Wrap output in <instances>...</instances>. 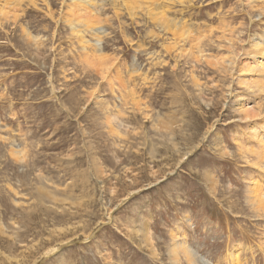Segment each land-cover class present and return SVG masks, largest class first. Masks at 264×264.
Listing matches in <instances>:
<instances>
[{"label": "rangeland", "instance_id": "374dc122", "mask_svg": "<svg viewBox=\"0 0 264 264\" xmlns=\"http://www.w3.org/2000/svg\"><path fill=\"white\" fill-rule=\"evenodd\" d=\"M35 1L0 0V264H264V0Z\"/></svg>", "mask_w": 264, "mask_h": 264}, {"label": "bare ground", "instance_id": "6f19581e", "mask_svg": "<svg viewBox=\"0 0 264 264\" xmlns=\"http://www.w3.org/2000/svg\"><path fill=\"white\" fill-rule=\"evenodd\" d=\"M8 1H11L12 2L14 0H8ZM115 1H117V0H115ZM151 1H154V0H121V2L123 3V5L126 7V9L128 11H130L131 14H133L136 9H141V7L143 5L142 3H146L147 2L146 9L149 12V14L151 15L150 17H152V19H156V21L159 24H161L164 28L170 27L171 26L170 22L165 18L167 16L165 14H163V13H160V12L158 13L155 10V7L152 4L149 3ZM166 1H168V0H166ZM185 1H188V0H181V3L183 4ZM16 2H18V4H21V3H24V2H28L33 7H36L37 6V2L35 0H16ZM5 10H7V8H4L3 7L2 9H0V16L1 15L5 16V15L9 14V11H5ZM134 14H136V13H134ZM101 22L102 21H99L97 23H89V22H87L86 25H88L89 27H92L93 28L94 27L93 26L94 24H99Z\"/></svg>", "mask_w": 264, "mask_h": 264}]
</instances>
